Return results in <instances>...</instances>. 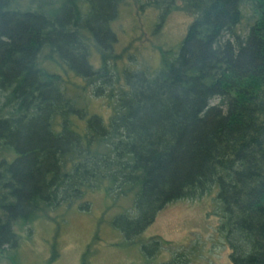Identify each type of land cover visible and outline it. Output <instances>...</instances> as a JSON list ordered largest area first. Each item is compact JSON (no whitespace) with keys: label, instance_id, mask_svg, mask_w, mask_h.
<instances>
[{"label":"trees","instance_id":"1","mask_svg":"<svg viewBox=\"0 0 264 264\" xmlns=\"http://www.w3.org/2000/svg\"><path fill=\"white\" fill-rule=\"evenodd\" d=\"M126 2L0 0V253L14 223L101 187L130 199L113 221L130 240L213 191L229 264H264V0H134L158 25L176 6L193 17L157 66L119 69ZM168 243L141 245L145 264H192L185 247L152 262Z\"/></svg>","mask_w":264,"mask_h":264},{"label":"rangeland","instance_id":"2","mask_svg":"<svg viewBox=\"0 0 264 264\" xmlns=\"http://www.w3.org/2000/svg\"><path fill=\"white\" fill-rule=\"evenodd\" d=\"M192 17L176 6L158 25L159 11L134 0L123 3L111 24L116 34L114 51L121 55L118 68L157 66L159 47L178 43ZM94 62L99 64V60ZM102 99L94 100L89 110L107 114ZM212 194L165 205L154 221L130 240L113 222L122 209L131 206L130 199L106 194L101 187L85 196L89 201L86 208L80 207L82 200L62 203L38 212L27 222L14 223L16 246L0 253V264H78L80 259L86 264H144L147 260L141 245L150 237L169 242L159 246L152 262L164 261L185 247L192 264H229V249L218 230L217 202Z\"/></svg>","mask_w":264,"mask_h":264},{"label":"flooded vegetation","instance_id":"3","mask_svg":"<svg viewBox=\"0 0 264 264\" xmlns=\"http://www.w3.org/2000/svg\"><path fill=\"white\" fill-rule=\"evenodd\" d=\"M83 251V250H82ZM83 255V254H82ZM49 262H52V258L51 259H49ZM86 264V262H85V260L83 259H80V261H78V264ZM52 264V263H51ZM145 264V263H144Z\"/></svg>","mask_w":264,"mask_h":264}]
</instances>
